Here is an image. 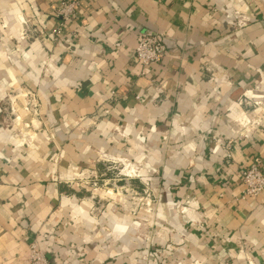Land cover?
I'll use <instances>...</instances> for the list:
<instances>
[{"label": "crops", "instance_id": "1", "mask_svg": "<svg viewBox=\"0 0 264 264\" xmlns=\"http://www.w3.org/2000/svg\"><path fill=\"white\" fill-rule=\"evenodd\" d=\"M143 33L160 63L138 60ZM255 158L264 0H0V264L32 242L52 264H264ZM123 181L154 193L153 220Z\"/></svg>", "mask_w": 264, "mask_h": 264}, {"label": "built area", "instance_id": "2", "mask_svg": "<svg viewBox=\"0 0 264 264\" xmlns=\"http://www.w3.org/2000/svg\"><path fill=\"white\" fill-rule=\"evenodd\" d=\"M58 15L65 22H68L74 15V2L66 1L62 4L58 11ZM136 56L143 65H152L160 63L167 53L166 45L157 33H143L137 43ZM35 93H28L29 99L26 103V109L36 112L38 103L36 102ZM242 181L245 183V194L250 196H258L264 192V165L261 159L255 158L254 161L242 171ZM30 264H52L46 255L41 251L36 242H32L30 246Z\"/></svg>", "mask_w": 264, "mask_h": 264}, {"label": "rangeland", "instance_id": "3", "mask_svg": "<svg viewBox=\"0 0 264 264\" xmlns=\"http://www.w3.org/2000/svg\"><path fill=\"white\" fill-rule=\"evenodd\" d=\"M24 33V32H23ZM26 103L27 101L25 100L24 102V105L26 107ZM16 113V111L14 112ZM18 116V115H16ZM21 119V118H20ZM126 165H122L121 163H117V164H113L112 166V171H114V174L115 175V179L121 177V175H117L121 170L122 168H125ZM108 179L111 180V176H108L107 177ZM114 183H117L116 181H112L110 182L111 185L109 186H113L112 184ZM119 183V182H118ZM120 185L124 186L125 185V182L123 181L122 183H119ZM129 184L128 187H123L127 190H115V193L114 195H118L119 198L118 199H126V200H129L131 202H133L135 204V207H139V208H135V209H132L130 208V210L132 209L136 214H138L137 212L139 211H143L145 210L146 211V217L148 219H151L153 220V206H154V203H155V200L156 198L154 197V193L150 190H147L149 188H146L144 190L143 187L139 186L138 182L137 181H129L126 183L125 186H127ZM119 188H121L120 186H118Z\"/></svg>", "mask_w": 264, "mask_h": 264}]
</instances>
